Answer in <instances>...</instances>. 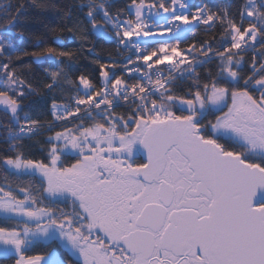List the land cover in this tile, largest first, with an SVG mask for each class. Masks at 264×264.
Wrapping results in <instances>:
<instances>
[{
    "label": "snow or ice",
    "instance_id": "snow-or-ice-1",
    "mask_svg": "<svg viewBox=\"0 0 264 264\" xmlns=\"http://www.w3.org/2000/svg\"><path fill=\"white\" fill-rule=\"evenodd\" d=\"M0 145V264H264V0H4Z\"/></svg>",
    "mask_w": 264,
    "mask_h": 264
},
{
    "label": "trees",
    "instance_id": "trees-1",
    "mask_svg": "<svg viewBox=\"0 0 264 264\" xmlns=\"http://www.w3.org/2000/svg\"><path fill=\"white\" fill-rule=\"evenodd\" d=\"M4 2V0H0V3ZM13 2H15V0H13ZM115 4L117 7L122 6L123 3L125 2V0H114ZM195 3H212L215 2V0H194ZM49 18L52 19L53 22H55L56 18L53 16V14H49ZM30 31L33 32H40L43 31L42 26L38 25V24H34L30 27ZM47 38H48V42H52V38L50 34H46ZM68 37H70V39H68L66 41L67 47L68 48H80L82 42L73 34H67ZM17 40H19V38H15L14 42H16ZM90 40H93L92 37H90ZM94 42L96 44L97 47V51H100L101 49L104 48H112L113 45L110 44L109 42H107L103 37H96L94 38ZM20 46H23L25 48H28L29 50H31L32 46H33V41L31 36H29L28 34H25V36L23 37V40L20 41ZM41 47H43L44 45L41 44ZM85 48L90 47L89 45H84ZM83 55H87V52L85 51ZM31 59L30 58H25L24 63H31ZM94 65H92L90 63V59H84L83 57H80L78 59V62L73 63L72 65V70L75 71L77 69L79 70H86L89 72H92L94 69ZM50 102V101H49ZM3 146L0 145V148H2ZM35 152V157L36 158H40V153L38 151H36L34 149Z\"/></svg>",
    "mask_w": 264,
    "mask_h": 264
}]
</instances>
